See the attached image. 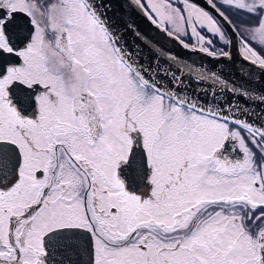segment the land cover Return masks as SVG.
I'll list each match as a JSON object with an SVG mask.
<instances>
[{
    "label": "snow or ice",
    "instance_id": "1",
    "mask_svg": "<svg viewBox=\"0 0 264 264\" xmlns=\"http://www.w3.org/2000/svg\"><path fill=\"white\" fill-rule=\"evenodd\" d=\"M0 264H264V0H0Z\"/></svg>",
    "mask_w": 264,
    "mask_h": 264
},
{
    "label": "water",
    "instance_id": "2",
    "mask_svg": "<svg viewBox=\"0 0 264 264\" xmlns=\"http://www.w3.org/2000/svg\"><path fill=\"white\" fill-rule=\"evenodd\" d=\"M119 2H121V0H118V3ZM146 10L147 9H136L128 12L126 11V5L117 9V18L122 16L125 20L130 19V22L135 26V30L141 33V39H137L132 32L124 33V39L128 41L129 48L133 46L134 41L136 45L143 48L144 54L148 56L149 60H151V53L149 52V48L145 47V44H148L150 47L159 46L178 56H188L195 60L196 56L199 54L185 52L177 42L168 37L166 32L162 31L161 28H158L156 24L148 18V15H145ZM147 12L151 15L148 10ZM157 23L159 22L157 21ZM122 26L121 22V27ZM142 40L144 41L143 43Z\"/></svg>",
    "mask_w": 264,
    "mask_h": 264
},
{
    "label": "rangeland",
    "instance_id": "3",
    "mask_svg": "<svg viewBox=\"0 0 264 264\" xmlns=\"http://www.w3.org/2000/svg\"><path fill=\"white\" fill-rule=\"evenodd\" d=\"M143 2L145 3V5H147L148 4V0H143ZM154 2H155V0H154ZM169 2H171L174 6L176 5V2H177V0H169ZM149 11L151 12V10L149 9ZM152 13V12H151ZM153 14V16L154 17H156V14L155 13H152ZM158 20H159V18L158 17H156ZM159 22H160V20H159ZM165 26H167V27H170V25H165Z\"/></svg>",
    "mask_w": 264,
    "mask_h": 264
},
{
    "label": "flooded vegetation",
    "instance_id": "4",
    "mask_svg": "<svg viewBox=\"0 0 264 264\" xmlns=\"http://www.w3.org/2000/svg\"><path fill=\"white\" fill-rule=\"evenodd\" d=\"M144 3V2H143ZM144 5H145V3H144ZM146 6V5H145ZM149 10V9H148ZM150 12V11H149ZM151 13V12H150ZM152 14V13H151ZM152 16H153V14H152ZM155 19H157L156 17H154ZM158 20V19H157ZM159 21V20H158ZM160 23V22H159Z\"/></svg>",
    "mask_w": 264,
    "mask_h": 264
}]
</instances>
